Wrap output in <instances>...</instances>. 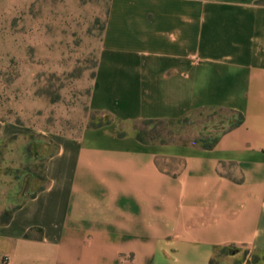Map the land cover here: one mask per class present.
I'll use <instances>...</instances> for the list:
<instances>
[{
	"label": "crops",
	"instance_id": "0c3cea01",
	"mask_svg": "<svg viewBox=\"0 0 264 264\" xmlns=\"http://www.w3.org/2000/svg\"><path fill=\"white\" fill-rule=\"evenodd\" d=\"M257 1L108 0L88 94L108 123L56 141L41 190L0 226V264H210L228 247L218 264H264ZM204 110L241 119L210 149L127 129Z\"/></svg>",
	"mask_w": 264,
	"mask_h": 264
},
{
	"label": "rangeland",
	"instance_id": "374dc122",
	"mask_svg": "<svg viewBox=\"0 0 264 264\" xmlns=\"http://www.w3.org/2000/svg\"><path fill=\"white\" fill-rule=\"evenodd\" d=\"M107 6L108 0H0V128L6 133L0 215L42 188L45 160L59 138L105 120L88 109V94ZM234 122L228 113L204 110L127 129L150 142L195 144ZM236 252L220 249L213 264Z\"/></svg>",
	"mask_w": 264,
	"mask_h": 264
},
{
	"label": "trees",
	"instance_id": "16d2710c",
	"mask_svg": "<svg viewBox=\"0 0 264 264\" xmlns=\"http://www.w3.org/2000/svg\"><path fill=\"white\" fill-rule=\"evenodd\" d=\"M257 4H259V5H264V0H258L257 1ZM240 120L241 119H238L234 124H232L231 125V127H233V126H236V125H238L239 123H240ZM142 122H145V123H147V124H151V123H154V122H163V121H142ZM170 122V121H169ZM108 123V120H106L105 122H100V123H97V124H92L91 126H89V127H91V128H95V127H99V126H101L102 124H107ZM133 134H134V136L136 137V139L138 140V141H140L141 143H144V144H146V143H150V141H147V140H145L144 138H143V136H142V133H136V132H134L133 131ZM118 136H123V134L122 133H118ZM216 141H217V136L216 137H214L212 140H209V141H202V140H196V141H194V143L195 144H197V145H199L201 148H203V149H210V148H212L214 145H215V143H216ZM159 143H165V142H159ZM41 189H39L38 191H40ZM37 191V192H38ZM36 194V192L35 193H33L32 195H30V197L29 198H32L34 195ZM18 207H14V208H12V209H6V210H4L3 212H2V214L0 215V226H4V225H7L9 222H10V220H11V218H12V215H13V213H14V211L17 209ZM37 232L38 233H40V231L39 230H37ZM33 236H32V230H30V231H28L25 235H24V238L25 239H31ZM253 260L256 262V261H258V257H253ZM213 261L214 260H212V261H210V264H213Z\"/></svg>",
	"mask_w": 264,
	"mask_h": 264
}]
</instances>
